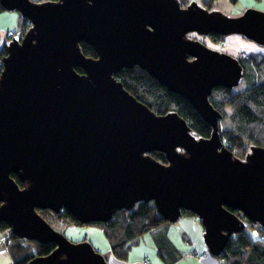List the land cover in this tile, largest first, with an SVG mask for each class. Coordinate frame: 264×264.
Here are the masks:
<instances>
[{"label": "water", "instance_id": "1", "mask_svg": "<svg viewBox=\"0 0 264 264\" xmlns=\"http://www.w3.org/2000/svg\"><path fill=\"white\" fill-rule=\"evenodd\" d=\"M0 5L30 24L6 41L1 60L0 222L18 238L55 244L27 264H109L37 210H65L83 225L141 201L153 202L170 224L189 211L213 257L247 227L235 211L264 229V147L235 156L209 101L214 87L236 88L243 68L236 56L190 36L239 35L264 47V12L230 17L191 0L184 7L179 0ZM80 43L96 56H85ZM134 66L186 100L211 127L209 137L192 132L177 112L158 114L129 93L115 75Z\"/></svg>", "mask_w": 264, "mask_h": 264}, {"label": "trees", "instance_id": "2", "mask_svg": "<svg viewBox=\"0 0 264 264\" xmlns=\"http://www.w3.org/2000/svg\"><path fill=\"white\" fill-rule=\"evenodd\" d=\"M189 1L179 0L182 7L186 6ZM199 1L207 9H212L215 6V0ZM231 1L236 2V0ZM1 11L3 8L0 5ZM29 26L28 20L17 15L14 35L10 38L4 37L5 40L8 41L16 35L23 36ZM206 38L213 43L224 39L215 33L209 34ZM5 43L0 49V71L1 60L6 55ZM80 47L85 56H96L90 45L80 43ZM236 57L244 71L242 80H245V87L238 91L235 88L228 90L220 86L214 87L209 101L222 114V117L226 114L225 108H231L232 127L226 129L220 125L219 134L225 146L235 156L243 157L251 145L264 147V55L250 53L247 57ZM77 71L82 72L80 68H77ZM115 77L129 93L154 112L165 114L175 111L187 122L192 132L198 136L209 137L211 127L199 117L194 108L186 100L167 90L138 66L123 68ZM151 156L161 163H166L165 155L162 152L154 151ZM11 176L22 187L17 176L14 174ZM37 211L55 230L58 226L70 223L83 225L65 210L58 213L48 209ZM234 213L247 223V227L233 235L224 251L215 258L219 260L220 264H264V240L260 239L261 236H264V229L253 225L242 213L238 211ZM182 214L193 215L185 210H182ZM91 224L101 229L113 256L118 260H126L130 248L137 245L144 234H149L152 237L157 248V255L164 264H172L180 259V253L167 236L171 224L160 217L153 202H138L130 210H117L107 222ZM0 230H8L11 237L9 253L14 260L13 264H27L31 259L45 256L55 248L54 243L39 244L30 240H26L28 247H23L21 245L23 239L12 235L4 222H0ZM30 246L36 248V255L28 253L27 250Z\"/></svg>", "mask_w": 264, "mask_h": 264}, {"label": "rangeland", "instance_id": "3", "mask_svg": "<svg viewBox=\"0 0 264 264\" xmlns=\"http://www.w3.org/2000/svg\"><path fill=\"white\" fill-rule=\"evenodd\" d=\"M191 1H196V2L200 3L199 0H191ZM213 9L218 10L227 16L236 17V16H239L240 14H242L246 9H254V10L264 12V0H236L235 3H233L231 0H215V6ZM0 14H13L16 17L18 15V13L15 11H4V10L1 11ZM15 24H16V20H15V23L13 24V27H12L13 29H14ZM5 25H6L5 20L0 19V49L3 47V45L6 41L4 38L5 32H3V31H5L4 30ZM8 29H11V28H6V30H8ZM200 40H202L207 46H209L211 48L227 52L233 56H242V57L248 56L250 53H245V52H242L241 54L234 53L229 48V45L231 44V42H236L237 40H239V41L244 42L246 44L250 43V45L257 46V45H254V43H251L250 41L243 39L241 36H238V35L224 36V39H222L218 43H213V42L209 41L206 37H202V39H200ZM257 47L259 49L264 48V47H260V46H257ZM253 53H255V52H253ZM259 54H261V53H259ZM262 55H264V54H262ZM244 87H245V80H242L240 82V84L235 89H236V91H238V90L243 89ZM225 110H226V114H225V116H223L221 118L220 125L226 129H228V128L232 127L231 119H230V114H231L232 110L230 107H226ZM178 224L182 225V227L184 228L187 235H189L191 237L195 233V234H197V238L202 241V238H201L202 226L200 225L197 217H195L193 215H183L182 214L180 219L177 222H175L173 224V226H178ZM92 226H93L92 224L76 225V224L70 223V224H65L63 226H58L57 230L60 231L62 234H64L72 242H80L83 240L89 241L92 244V246L104 256V253L101 251H103L102 250L103 249L102 244H104V242L108 246L106 237L104 236L101 229H99L97 227L93 228L95 226H93V227ZM194 230H195V232H194ZM191 232H192V234H191ZM193 237H195V236H193ZM191 240H192V242L194 241L193 238H191ZM208 257L218 260L217 258L212 257L209 253H208ZM218 262H219V260H218Z\"/></svg>", "mask_w": 264, "mask_h": 264}, {"label": "crops", "instance_id": "4", "mask_svg": "<svg viewBox=\"0 0 264 264\" xmlns=\"http://www.w3.org/2000/svg\"><path fill=\"white\" fill-rule=\"evenodd\" d=\"M0 19H4L6 23L4 27L5 31L3 32L6 33L9 30H14L12 27L16 20L15 15L0 14ZM6 28H11V29L6 30ZM254 45L256 44L254 43ZM257 46L250 45V43L246 44L244 42L237 40L236 42H231V44L229 45V48L234 53H238V54H241L242 52H245V53L255 52V53L264 54V48L259 49ZM93 228H96V227H93ZM8 233H9L8 230H3V231L0 230V238L7 235ZM167 236H168V239L173 244V246L176 248V250L180 253V259L172 264H220L218 260L209 258L208 254L202 262L189 254V251L193 248L199 252L204 251L206 248L203 242L197 238V234L194 233V235L190 237L189 235H187V233L185 232L181 224H178V226H173V224H171L168 229ZM193 236H195L196 238ZM191 238H193L194 240L193 242ZM186 241L189 242L190 245H185ZM102 248H103L102 249L103 251L101 252L104 253V256L106 257L109 264H164L162 260L158 257L157 248L155 246V243L152 237L149 234H144L140 238L139 243L130 248L129 253H128V258L126 260L116 259L110 250L109 244L107 246L104 242V244H102ZM13 262L14 260L12 259L9 253V246L6 247L4 244L1 243L0 244V264H13Z\"/></svg>", "mask_w": 264, "mask_h": 264}, {"label": "built area", "instance_id": "5", "mask_svg": "<svg viewBox=\"0 0 264 264\" xmlns=\"http://www.w3.org/2000/svg\"><path fill=\"white\" fill-rule=\"evenodd\" d=\"M13 35H14L13 30H9V31H7L4 34V37H11ZM244 57H247V56H244ZM254 233H256V232H254ZM260 239L261 240H264V236H261ZM1 243L4 244L6 247H8L10 245V243H11V237H10L9 233L7 235L3 236L2 238H0V244ZM185 244L186 245H189V242H186ZM21 245L23 247H28L27 242H26L25 239H23ZM27 251H28V253H30L32 255H36V253H37L36 248L33 247V246H30ZM189 254L191 256L197 258L199 261L202 262L205 259L206 255L208 254V252H207L206 249L204 251L199 252V251H197L196 249L193 248V249H191L189 251Z\"/></svg>", "mask_w": 264, "mask_h": 264}, {"label": "flooded vegetation", "instance_id": "6", "mask_svg": "<svg viewBox=\"0 0 264 264\" xmlns=\"http://www.w3.org/2000/svg\"><path fill=\"white\" fill-rule=\"evenodd\" d=\"M190 36L194 39H202V37L200 38V36H197L195 33H191Z\"/></svg>", "mask_w": 264, "mask_h": 264}, {"label": "bare ground", "instance_id": "7", "mask_svg": "<svg viewBox=\"0 0 264 264\" xmlns=\"http://www.w3.org/2000/svg\"><path fill=\"white\" fill-rule=\"evenodd\" d=\"M227 144V143H226ZM227 147V146H226Z\"/></svg>", "mask_w": 264, "mask_h": 264}]
</instances>
